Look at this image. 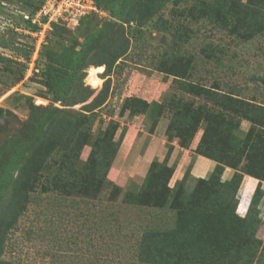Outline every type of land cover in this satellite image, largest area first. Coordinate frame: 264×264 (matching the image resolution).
Masks as SVG:
<instances>
[{
	"label": "rangeland",
	"instance_id": "obj_1",
	"mask_svg": "<svg viewBox=\"0 0 264 264\" xmlns=\"http://www.w3.org/2000/svg\"><path fill=\"white\" fill-rule=\"evenodd\" d=\"M1 1L4 3H0V11L20 13L32 11L40 0ZM81 1L93 11L94 1ZM213 1L168 2L149 19L151 10L143 0H101V10L95 4L97 12H93L98 14L85 18L83 25H78L79 19H70L65 24L58 22L60 33L55 43H51L57 55L73 49L79 51L88 28L98 40L108 36L106 40H111L108 47L115 50L121 47L123 55L112 67L111 76L105 75V66L93 64L84 70V77L81 73L76 77L75 84L82 76L85 85L94 88H101L110 78L105 100L97 109L94 105L85 106L93 98L71 108L61 102L52 103L53 93L44 86L46 80L50 82V76L24 71L19 66L26 63L27 68H33L31 60L39 56L38 52L32 53L29 62L18 58L16 63H0V120L3 119V124L0 122V213L6 214L2 220H8L20 207H25L6 236L0 264H147L139 258V250L144 254L150 251L149 247L156 248L160 254L159 260L153 253L146 257L151 260L149 264H204L210 258L214 259L213 263L205 264H220V256L216 254L227 249H231L229 254H236L238 246L229 247L225 243L224 230L214 229V219L192 213L190 206L184 211L175 207L190 205L189 196L200 179L192 173L198 159L209 160L216 167L221 164L198 153L208 124L206 116L211 110L226 119L229 126L222 127V135L210 151L223 155L226 143L229 154L237 156L236 168L222 164V180L230 181L239 173L243 175L239 187L247 176L259 182L250 210L243 216L238 213L242 218L247 216L253 225L250 232L255 237L241 251L240 264L245 260L248 264H264V163L258 166L254 162H258L259 149L264 148V112L262 120H247L190 91L188 86L196 84L213 89L221 95L219 98L231 96L242 100V104L253 103L264 108V32L247 40L221 25L211 24L204 17L191 15L202 2ZM112 24L122 27L118 29ZM8 29L18 33L15 25ZM21 34L24 35L19 33L21 37ZM21 37L11 35L7 40H12L13 46ZM37 40L28 38L25 43L38 46ZM12 52L11 48L0 49L2 57H13ZM177 56L191 61V75L184 79L166 78L157 68L163 58ZM48 64L49 59L45 58L37 69L47 71ZM69 68L70 65L62 70L67 72ZM91 74L93 80L89 79ZM53 91L65 98L74 96L70 85L58 84ZM143 101L150 106H145ZM153 103L157 105L151 106ZM240 106L246 110V106ZM55 107L67 113L55 115ZM80 114L92 115L93 123L85 119L78 123L79 132L89 129L91 137L80 151L79 170L89 159L95 140L114 134L115 155L100 189L88 186L85 187L88 191L84 187V191L72 187L62 190L53 186L52 181L45 183L49 190L26 191L25 186H6L3 172L9 167L12 153L30 147L32 142L43 143L34 129L40 130L58 116L64 128L62 133H69V123L65 122L70 120L74 124ZM114 124L119 126L117 131ZM41 131L45 132L44 128ZM144 156L146 159L139 162ZM160 165H167L164 168L173 171L168 189L161 186L164 182L150 186V169L151 175L159 174ZM228 169L229 175L225 174ZM55 171L51 166L46 174L55 176ZM214 171L203 179H210ZM258 172L263 173L261 180L251 175ZM153 187L155 196L148 204L143 193L147 194ZM227 203L235 206L239 202ZM247 232L241 231L240 237H249ZM144 240L152 243L145 244L144 248L140 245Z\"/></svg>",
	"mask_w": 264,
	"mask_h": 264
},
{
	"label": "trees",
	"instance_id": "obj_2",
	"mask_svg": "<svg viewBox=\"0 0 264 264\" xmlns=\"http://www.w3.org/2000/svg\"><path fill=\"white\" fill-rule=\"evenodd\" d=\"M172 1L177 2L179 0H143V3L151 10L149 19H152L157 14L158 10L162 9L168 2ZM0 3H4V1L0 0ZM202 3L203 4L196 12L194 9L192 10V16L199 15L204 17L211 24L221 25L223 28L229 29L232 34L247 40L251 39L254 35L264 32V0H246L245 4L243 0H214L212 3ZM95 4L97 8L101 10V0H95ZM41 5L42 1H39L38 5H36L32 11H23L20 13L0 11V20L2 19L3 21L11 22L13 25H15L16 29L36 32L39 30V26L33 25L31 23V18L41 8ZM23 13L29 14L30 20H26ZM94 14L98 13H91L79 19L78 23L81 24L78 25H83L85 18ZM45 21L46 20H43V22ZM60 23L65 24L64 22ZM60 23L52 24V29L47 34V43L42 46V49L39 52V59L37 60V65L39 67L41 62L45 61V58L49 59L48 67L50 69L44 71L42 68H38V73L41 74L42 72L41 76L45 75L46 77L50 76L51 78L49 80L50 82H48V80L44 82V86L49 90V92L51 91L53 93H51L52 103L61 102L64 104V106L71 108L73 104H83L90 98H93L92 101L85 106L90 108L91 105H94L95 109H97L99 106H102L103 101L105 100L104 95L107 93L106 90H108V83L111 80L108 78L101 88L86 86V83H84L83 79L85 74L84 70L89 68L91 65L96 64L97 67L105 66V75L111 76L110 73L112 67L118 62V60L121 59V56L123 55L120 53L121 47L117 48L116 50L112 49L113 47H108V44L111 43V40H106L108 39V36L102 38V40H98L93 36L92 32L88 28V31L84 33V41L82 44H79V46H81L79 51L73 49L71 51H67L64 53V55H57L54 53L55 51L53 50L51 43H55V40L58 38V34L61 30ZM126 23H129V21H126ZM112 25H117L118 29L122 27L118 24ZM3 35H8V37L6 38ZM11 35H17L21 37L19 32L16 34L13 32L11 33V30L8 28L0 30V49L6 50L11 48L14 55L13 57H2V54H0V63H16L18 58H24L25 61L29 62L32 53L35 51V46L34 44L25 43V39L27 40L28 38H31L33 41V38L31 36L21 34L22 39L20 42L15 43L12 46L13 41L10 40L8 42L7 40L10 39L9 37ZM122 35L123 34H121V36ZM112 37L113 36H110V38ZM93 59H95V61H93ZM55 60H58V62L54 63ZM65 62L67 63L65 66L70 65L69 71L67 72L62 70L63 67H65L63 65ZM25 65L20 64L19 66L22 70L27 71L28 68ZM191 68L192 63L188 58L177 56L173 59L163 58L157 69L160 73H163L166 78L168 76H173L177 79H184L191 75ZM79 73H81L83 77L81 76V78L78 79V83L75 84L76 77ZM103 78L105 77H102V79ZM58 84L68 86L70 85V88L73 87L74 96L65 98L60 92H54L53 87ZM188 86L190 91L198 95H204L206 98H210V100L219 103L220 105L224 106V108H229L230 110L235 111L237 114H240V116L247 120H262L264 108L257 106L256 104H242V100L231 96H227L225 99L219 98L221 95L219 96L218 93L213 89L202 88L196 84L189 83ZM143 104L148 107L150 106L144 101ZM153 105L157 104L153 103L151 106ZM240 105L246 106V110H243ZM64 113H67V110L55 107L53 114L61 116V114ZM58 116L51 118L46 123V125L43 127L45 132L41 131L43 128L40 130L34 129V132H38V134L42 137V144L38 145L37 142H32L30 147H26L22 151L16 150V152L12 153L11 160L8 162L9 167L5 168L3 172L6 186H25L26 191H33L37 188L49 190V188L45 186V183H50V181H52V183L55 184L53 186H57L58 189L62 190L68 187H72L73 189L79 191H82L83 187L85 188L88 186L90 188L95 187L96 189L101 188L103 182L106 180V172L111 166V159H113L115 155V151H113L114 143L112 141L114 134L110 133L103 139H100L99 137L95 140L89 159L85 164H83L84 168L79 170L78 164H80V151L85 145L89 143V138L91 139V137L89 134V129H85L81 133L79 132L81 131V128L78 126V123L82 120L84 121V119L87 120V122L93 123V116L80 114L82 118L79 116V120L74 124H72V121L70 122V120L65 122L69 123L68 126L71 129L69 133L67 131L62 133L64 128H62L63 124L59 120ZM220 118L221 117H219V115H215L212 110L209 114L207 113L206 119L208 124L201 141V148L199 149L198 153L210 159L218 160L221 164L216 167L210 179H198L196 185L197 187L189 196L190 205L175 207H181V210L184 211V208L190 206L192 213L209 217V219H214V229L218 230L220 228V232L224 230L225 243H227L229 247L230 245L234 247L236 245L238 246L236 254L235 252L229 254L228 251L231 249H227V251L225 250L216 254V257L220 256V264H240L243 261V254H241V251L250 245L254 241L255 237H253L252 233L250 232V228H252L253 225L248 222L246 218L247 216L242 218L238 215V205L233 206V204L230 205L227 203L230 200L238 201V192L240 189L239 186L241 184L243 175L236 173L230 181H223L222 173L224 172L225 165L226 167L228 166L233 169L237 167L238 163H235L237 156H235L233 153L229 154L228 150H230V147L226 143L223 145L225 148L223 155L212 154L210 151V149L214 148V144L217 143V140L222 135V127L226 125L229 126V123L226 122V119L223 120V118H221L223 121L220 122ZM114 129L117 131L119 126L114 124ZM107 133L108 132H106V134ZM263 150L264 148L259 149L258 162L256 163V161H254L258 166H260L259 164L264 163ZM55 156L58 159H54L52 161V158H55ZM51 166L56 168L54 173L55 176L46 174L47 171H50ZM160 167L161 173L155 175H151V167L149 172L150 175L148 174V180H151L152 182L150 183V186H158L164 182V184L161 186H166L167 188L168 183L173 175V171L170 168H164L167 167V165L164 167L160 165ZM259 170L261 171V168H259ZM14 175L16 176L14 177ZM251 175L256 179L261 180L260 178H262L263 173H251ZM52 177L55 178L51 179ZM85 191L88 190L85 188ZM67 192L70 193L71 191ZM4 193H2V198L5 196ZM154 193L155 187L149 189L147 194L143 193V198L146 196V201L148 204L149 199L155 196ZM255 194L256 193L253 195L250 208L253 204ZM182 195L183 193L181 194L180 199ZM222 195H224V197H221ZM24 208V206L20 207L19 210L8 220H2L4 213H0V253H2L4 250L7 234L16 225V220L19 216V213ZM4 215L6 216V214ZM237 230L239 231V239L237 238ZM243 230L246 232L248 231L247 233H249L250 236L247 238H241L240 232ZM149 243L151 244L152 241L148 240L145 242L144 240L140 245H143V247L146 248L145 244ZM149 248L150 251L144 252V254L143 250H139V258L141 260L143 259L142 261H145L147 264H149L148 261L151 260L146 257H150L151 253H153L154 257H158V260L160 258V254L155 250L156 248ZM213 260V258H210L206 260L204 264L207 262L213 263ZM243 264H248L247 260H245Z\"/></svg>",
	"mask_w": 264,
	"mask_h": 264
},
{
	"label": "built area",
	"instance_id": "obj_3",
	"mask_svg": "<svg viewBox=\"0 0 264 264\" xmlns=\"http://www.w3.org/2000/svg\"><path fill=\"white\" fill-rule=\"evenodd\" d=\"M42 1L41 8L34 14V16L31 18V23L33 25H38L39 30L36 32H30V31H25L23 29H15L19 33H24L26 36H31L33 38V41L38 39V46L37 44H34L35 46V51L40 52L42 49L41 44H46L47 43V34L49 31L52 29V24L58 23V22H64L67 23L70 19H81L91 13L97 12L96 11V6H95V0L93 5L94 7L92 8L93 11L88 10L87 4L84 3L81 0H40ZM83 2V3H82ZM24 18L26 20H30L29 14L23 13ZM43 20H46L43 22ZM0 27L6 29V28H11L13 25L11 22L3 21L2 19L0 20ZM35 57V56H34ZM39 57V56H38ZM38 57H35L34 59L31 60V65L33 68H28L27 70L29 72H39L37 69V64L34 66L33 62L34 60H38Z\"/></svg>",
	"mask_w": 264,
	"mask_h": 264
},
{
	"label": "crops",
	"instance_id": "obj_4",
	"mask_svg": "<svg viewBox=\"0 0 264 264\" xmlns=\"http://www.w3.org/2000/svg\"><path fill=\"white\" fill-rule=\"evenodd\" d=\"M154 137V136H150ZM129 141V140H128ZM127 141V142H128ZM129 143V142H128ZM146 156V155H145ZM142 157L139 158V162H143L146 158ZM147 161V160H146ZM216 165L213 164L211 161L206 159H198L197 163L195 164V167L193 168V176L196 178H205L210 172H213ZM229 171L226 170L225 174L229 175ZM231 175V174H230ZM226 180V179H225ZM258 181L254 180L250 177H245L242 186L240 187V190L238 192V213L239 215H245L247 213L248 208L250 207L254 192L257 189Z\"/></svg>",
	"mask_w": 264,
	"mask_h": 264
},
{
	"label": "bare ground",
	"instance_id": "obj_5",
	"mask_svg": "<svg viewBox=\"0 0 264 264\" xmlns=\"http://www.w3.org/2000/svg\"><path fill=\"white\" fill-rule=\"evenodd\" d=\"M93 78H94V75L93 74H91V76H90V80H93Z\"/></svg>",
	"mask_w": 264,
	"mask_h": 264
},
{
	"label": "water",
	"instance_id": "obj_6",
	"mask_svg": "<svg viewBox=\"0 0 264 264\" xmlns=\"http://www.w3.org/2000/svg\"><path fill=\"white\" fill-rule=\"evenodd\" d=\"M0 122H1V124H3V119H1ZM2 128H4L3 125H2Z\"/></svg>",
	"mask_w": 264,
	"mask_h": 264
}]
</instances>
